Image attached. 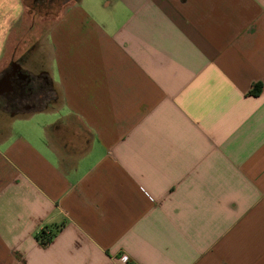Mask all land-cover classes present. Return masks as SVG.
<instances>
[{"label":"crops","instance_id":"0c3cea01","mask_svg":"<svg viewBox=\"0 0 264 264\" xmlns=\"http://www.w3.org/2000/svg\"><path fill=\"white\" fill-rule=\"evenodd\" d=\"M26 9L0 0V79L60 103L0 110V264H264V0Z\"/></svg>","mask_w":264,"mask_h":264},{"label":"flooded vegetation","instance_id":"af4514ba","mask_svg":"<svg viewBox=\"0 0 264 264\" xmlns=\"http://www.w3.org/2000/svg\"><path fill=\"white\" fill-rule=\"evenodd\" d=\"M21 73L22 69L12 64L0 79V91H3V95L0 96V110L14 116L36 109L41 104L40 94L48 84L33 77L22 79ZM6 79L11 84L8 91H6Z\"/></svg>","mask_w":264,"mask_h":264},{"label":"rangeland","instance_id":"374dc122","mask_svg":"<svg viewBox=\"0 0 264 264\" xmlns=\"http://www.w3.org/2000/svg\"><path fill=\"white\" fill-rule=\"evenodd\" d=\"M26 3V18L31 20L35 18L37 22L50 25L56 15L63 11L69 5L71 0H24ZM40 103L44 104L47 101L54 100L55 103H60L58 91L56 88L51 89L49 85H45L44 91L40 94ZM9 117V116H8Z\"/></svg>","mask_w":264,"mask_h":264},{"label":"trees","instance_id":"16d2710c","mask_svg":"<svg viewBox=\"0 0 264 264\" xmlns=\"http://www.w3.org/2000/svg\"><path fill=\"white\" fill-rule=\"evenodd\" d=\"M260 87H261V85H260ZM260 88H258V90H259ZM48 237V239L50 240L51 239V237H52V232H51V230H48L47 228H45V229H43L41 232H40V234H39V239H41V241L42 242H44V243H46V241H43L42 239L43 238H47ZM48 240V241H49ZM128 264H135L134 262H129Z\"/></svg>","mask_w":264,"mask_h":264},{"label":"built area","instance_id":"2783aa9c","mask_svg":"<svg viewBox=\"0 0 264 264\" xmlns=\"http://www.w3.org/2000/svg\"><path fill=\"white\" fill-rule=\"evenodd\" d=\"M42 240L48 242L49 239L47 237V238H43Z\"/></svg>","mask_w":264,"mask_h":264},{"label":"water","instance_id":"95a60500","mask_svg":"<svg viewBox=\"0 0 264 264\" xmlns=\"http://www.w3.org/2000/svg\"><path fill=\"white\" fill-rule=\"evenodd\" d=\"M27 77L26 74L23 75V78Z\"/></svg>","mask_w":264,"mask_h":264}]
</instances>
